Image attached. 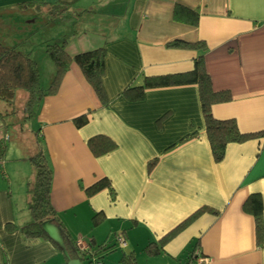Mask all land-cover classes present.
I'll return each mask as SVG.
<instances>
[{
	"label": "crops",
	"instance_id": "0c3cea01",
	"mask_svg": "<svg viewBox=\"0 0 264 264\" xmlns=\"http://www.w3.org/2000/svg\"><path fill=\"white\" fill-rule=\"evenodd\" d=\"M27 3L33 5L22 7ZM51 4L66 10L51 20ZM176 4L198 10V25L174 21ZM0 40L31 53L41 85L47 71V86L55 72L45 52L48 41H67L71 55L105 47L108 97L103 104L73 63L57 93L42 99L30 139L21 135L22 127L13 128L18 122L0 117V145L6 146L0 169V264H67L50 239L28 238L21 230L32 219L30 158L41 147L53 170L52 206L73 238L95 247L114 245L98 264H119L131 252L138 264H187L193 252L209 258V264H264L255 219L243 207L250 194L259 193L264 210V138L230 143L216 162L196 85L149 89L138 101L123 94L129 86L143 85L146 76L191 70L202 51L167 44L202 41L213 88L232 94L231 101L213 105V115L234 118L243 133L261 130L264 0H0ZM84 113L89 120L79 128L74 119ZM95 135L110 137L115 149L95 157L88 146ZM151 161L155 165L149 170ZM103 177L111 181L114 197L108 189L88 195L86 189ZM203 207L212 211L191 219L159 255H146L149 242ZM96 213L103 214L98 226L92 223Z\"/></svg>",
	"mask_w": 264,
	"mask_h": 264
},
{
	"label": "trees",
	"instance_id": "16d2710c",
	"mask_svg": "<svg viewBox=\"0 0 264 264\" xmlns=\"http://www.w3.org/2000/svg\"><path fill=\"white\" fill-rule=\"evenodd\" d=\"M31 5L33 4H22V7H28ZM48 7L51 20L60 16L66 10V6L64 5L51 4ZM199 18L200 13L196 9L181 4H176L174 6L173 20L176 22L197 26ZM167 45L170 47L198 49L201 50L202 53L195 58L191 70L164 75L146 76L143 85L129 86L124 90L123 94L126 97L132 101H138L144 98L145 92L149 89L196 85L204 116L206 135L211 146L213 158L216 162L223 160L228 144L244 142L255 138H264V128L255 132L243 133L239 129L237 121L234 118L219 119L213 115V105L231 101L232 94L228 89L215 90L213 88L210 74L204 63V53L206 52L205 42L200 41L192 43L174 40ZM45 52L52 60L55 67L53 80L46 88L41 85L40 69L38 62L33 55L29 52L22 51L19 44L9 45L0 40V117L3 120L5 119V116L12 114V112L9 113V111L6 110V106L16 99L17 92L20 90L25 91L27 95L24 109L29 113L28 117L34 116L42 99L48 95L57 93L64 75L73 63L77 64L82 69L101 102L105 105L108 103V97L103 83L105 56L107 53L105 47L71 55L67 51V41H48L45 44ZM2 107L3 110L1 109ZM88 115V113H84L77 116L74 119L75 125L79 128L84 126L89 120ZM192 135L193 134L186 136L181 142ZM88 146L95 157H100L114 150L116 142L106 135H95L88 140ZM5 148L6 146L0 145L1 156H3L2 153ZM155 161L149 162V170L153 168ZM30 163L35 170L34 179L29 184L28 190L30 195L29 210L32 219L28 224L21 228L24 235L28 238L50 239L48 234L44 231L42 224L45 221H51L62 230L65 248L69 254L68 256L65 255L67 263L70 259H80L86 264L99 263L103 257L102 254L114 247V245L107 246L102 243L95 247V243L92 242L93 249L91 254L87 255L86 253L81 252L78 248L77 240L73 238L62 218L52 206L50 194L53 170L45 149L41 147L30 158ZM104 189H108L110 194L114 197L115 192L111 185V181L106 177L97 180L86 189V192L91 196ZM243 207L245 211L253 215L255 219L257 244L263 246L264 210L261 195L259 193L250 194L245 200ZM206 211H212V209L207 207L199 209L177 228L163 236L159 241L149 242L144 247L146 255L149 257L159 255L163 245L177 234L184 225H186L191 219ZM102 221L103 214L100 213H96L92 218L94 226H98ZM6 227L12 229L14 226L9 223ZM51 241L55 243L53 240ZM56 245L58 246V244ZM58 248L62 251L59 246ZM92 255L96 256V262L92 260ZM194 260L195 254L193 252L192 255H189L187 264H194ZM119 264H138L135 253L131 252L123 254L119 260Z\"/></svg>",
	"mask_w": 264,
	"mask_h": 264
},
{
	"label": "rangeland",
	"instance_id": "374dc122",
	"mask_svg": "<svg viewBox=\"0 0 264 264\" xmlns=\"http://www.w3.org/2000/svg\"><path fill=\"white\" fill-rule=\"evenodd\" d=\"M17 17L18 16H16L15 18H17ZM9 21H10L9 24L13 26L14 21L12 19ZM3 24H4V21H3ZM24 43H25V41H24ZM22 51H25V50L22 49ZM43 71H45V70L43 69ZM47 79H48V76H47V71H46V76H43V78H42V86L45 88L50 85L49 84L47 86L45 84ZM26 96H27L26 92L23 90H20L17 92V97L15 100H13L10 104H8V106H6V103H5L6 110H8L9 113L12 112V114H10V116H5V118L11 117L14 121L18 122L20 125L17 124L13 128L22 127L24 129V131L23 132L20 131V133L23 136V138L27 139V137H28L30 139L32 137V135H30L31 134L30 130L33 128L34 120H33V116L28 117L29 113L26 112L24 109V103H25ZM1 109H3V107Z\"/></svg>",
	"mask_w": 264,
	"mask_h": 264
},
{
	"label": "water",
	"instance_id": "95a60500",
	"mask_svg": "<svg viewBox=\"0 0 264 264\" xmlns=\"http://www.w3.org/2000/svg\"><path fill=\"white\" fill-rule=\"evenodd\" d=\"M44 231L48 234L51 240H53L62 249L64 255L68 256V252L65 248L64 236L59 226L51 221H45L42 224ZM67 264H83L80 259H70Z\"/></svg>",
	"mask_w": 264,
	"mask_h": 264
},
{
	"label": "built area",
	"instance_id": "2783aa9c",
	"mask_svg": "<svg viewBox=\"0 0 264 264\" xmlns=\"http://www.w3.org/2000/svg\"><path fill=\"white\" fill-rule=\"evenodd\" d=\"M4 162H5V160H4L3 156L0 155V169H2L4 167ZM117 241L122 247L126 246V242L122 236H118ZM77 245H78V248L80 249L81 252L86 253L87 255L92 253L93 248L86 241L77 240ZM92 260L94 262H96L97 261L96 256L92 255ZM209 263H210L209 258H206L200 254H195L194 264H209ZM96 264H98V263L96 262Z\"/></svg>",
	"mask_w": 264,
	"mask_h": 264
}]
</instances>
